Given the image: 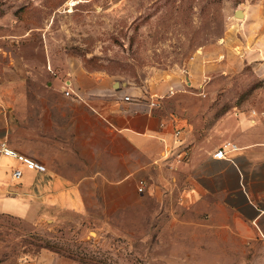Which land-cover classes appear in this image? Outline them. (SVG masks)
<instances>
[{
	"label": "crops",
	"instance_id": "obj_1",
	"mask_svg": "<svg viewBox=\"0 0 264 264\" xmlns=\"http://www.w3.org/2000/svg\"><path fill=\"white\" fill-rule=\"evenodd\" d=\"M255 14L250 20L245 10L241 26L251 33L243 43L259 49L264 7ZM230 56L222 46L195 60ZM78 59L50 58L31 92L0 77V142L46 166L40 172L0 154V203L15 204L17 215L37 225L51 218L117 229L140 222L136 215L143 213L171 222L163 252L176 256L171 262L189 254L195 261L203 256L202 264H264V112L200 113L191 101L211 90L196 87L208 70L166 76L149 90L163 97L161 107H152L141 86L88 70ZM177 130L188 146L184 162L174 157ZM227 142L237 148L215 157ZM16 167L23 170L19 179L13 178ZM140 178L147 180L144 192L137 188ZM203 214L222 218L201 223ZM42 256L39 264H59Z\"/></svg>",
	"mask_w": 264,
	"mask_h": 264
},
{
	"label": "rangeland",
	"instance_id": "obj_2",
	"mask_svg": "<svg viewBox=\"0 0 264 264\" xmlns=\"http://www.w3.org/2000/svg\"><path fill=\"white\" fill-rule=\"evenodd\" d=\"M257 7L264 0H0V77L23 82L17 89L31 92L50 58L74 56L86 69L129 80L142 87L141 97L152 98L150 88L166 76L208 70L196 87L211 90L191 101L200 113L264 112V46L243 43L251 33L241 26L245 17L235 16L242 9L254 20ZM222 46L229 59L196 62L198 53ZM17 209L0 203V264H39L44 252L46 262L59 264L203 263V256L195 261L189 254L171 262L176 256L163 253L171 222L143 213L136 215L140 222L116 229L51 218L37 225ZM221 218L199 216L209 224Z\"/></svg>",
	"mask_w": 264,
	"mask_h": 264
},
{
	"label": "built area",
	"instance_id": "obj_3",
	"mask_svg": "<svg viewBox=\"0 0 264 264\" xmlns=\"http://www.w3.org/2000/svg\"><path fill=\"white\" fill-rule=\"evenodd\" d=\"M172 93V90L170 91ZM67 95L70 94L69 91H65ZM125 99H130V96H126ZM163 97L153 95L150 101L152 107H161ZM180 131L177 130L174 132L175 142H174V157L177 162H184L188 155V146L184 143L180 136ZM231 146L232 148H237L236 144L227 142L222 147H220L214 154L215 157L225 158L226 157V148ZM0 154L8 157H12L22 164H24L27 168L38 170L40 172H44L46 170V166L41 162L35 160L34 158L25 155L18 150L12 148L7 141L0 142ZM23 175V170L20 167H16L13 170V178L19 179ZM147 180L145 178H140L138 180V191L144 192L147 188Z\"/></svg>",
	"mask_w": 264,
	"mask_h": 264
},
{
	"label": "water",
	"instance_id": "obj_4",
	"mask_svg": "<svg viewBox=\"0 0 264 264\" xmlns=\"http://www.w3.org/2000/svg\"><path fill=\"white\" fill-rule=\"evenodd\" d=\"M235 16H238V17H244L245 15H244V11L242 10V9H237L236 11H235Z\"/></svg>",
	"mask_w": 264,
	"mask_h": 264
},
{
	"label": "bare ground",
	"instance_id": "obj_5",
	"mask_svg": "<svg viewBox=\"0 0 264 264\" xmlns=\"http://www.w3.org/2000/svg\"><path fill=\"white\" fill-rule=\"evenodd\" d=\"M243 11H244V10H243ZM244 15H245V12H244ZM244 17H245V16H244ZM244 17H243V18H244Z\"/></svg>",
	"mask_w": 264,
	"mask_h": 264
}]
</instances>
